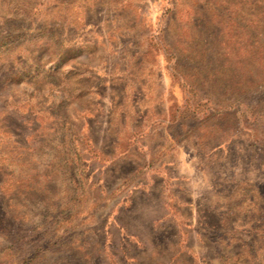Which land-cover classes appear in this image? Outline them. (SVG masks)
Masks as SVG:
<instances>
[{
	"label": "rangeland",
	"instance_id": "obj_1",
	"mask_svg": "<svg viewBox=\"0 0 264 264\" xmlns=\"http://www.w3.org/2000/svg\"><path fill=\"white\" fill-rule=\"evenodd\" d=\"M0 264H264V0H0Z\"/></svg>",
	"mask_w": 264,
	"mask_h": 264
}]
</instances>
